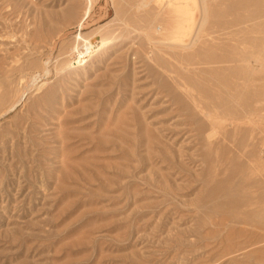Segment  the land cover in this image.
<instances>
[{
  "label": "rangeland",
  "instance_id": "obj_1",
  "mask_svg": "<svg viewBox=\"0 0 264 264\" xmlns=\"http://www.w3.org/2000/svg\"><path fill=\"white\" fill-rule=\"evenodd\" d=\"M232 1L173 50L150 0H0V264H264V109L202 105L204 45L264 65V0Z\"/></svg>",
  "mask_w": 264,
  "mask_h": 264
},
{
  "label": "bare ground",
  "instance_id": "obj_2",
  "mask_svg": "<svg viewBox=\"0 0 264 264\" xmlns=\"http://www.w3.org/2000/svg\"><path fill=\"white\" fill-rule=\"evenodd\" d=\"M150 1L151 2L153 1L155 4H158V8L161 6L159 4H163V6L165 5V9H168V12L171 14L170 18L168 19V24H169V27L171 28V31H170L171 35L167 38L168 41H166V42H160L159 41L160 43H166L167 45H169L172 48L174 46H178V47H180L179 48L180 50L181 49L186 50L187 48L194 47V45H196L197 42H199L200 37H201L200 32H202L203 27L206 26V25H204V24H206V17H205L206 0H189V1H186V3H184V4L179 3L178 0H150ZM247 7H249V0H235V1H232L231 4L227 5L226 10L229 11L230 13L234 14V16H235V14L237 16V14L239 13V11L241 9L247 8ZM161 10H162V8H161ZM160 11L158 10V12H160ZM240 18H241V15H240ZM239 20H240L239 18H236L233 23L235 24L237 22H240ZM64 35L65 34H62V36H64ZM232 36H233V34H232ZM227 40H230V39L227 38ZM262 42H263V40H261L260 38H254V39H250L249 43L256 47V46L261 45ZM224 43L222 46H220V49L222 50V52L216 53V51L214 52L210 48L209 45L208 46L204 45V47H205L204 51H200V49H199L200 52L197 53V58H199L200 60H203L202 65H206V66L208 65L207 67L204 68V69L207 68V70H205V72L208 71V73H211L214 76H216L215 78L218 80H221L222 84H224L225 88H226L225 92L224 91L223 92H221V91L217 92V90L213 91V92H217L216 94L209 92L208 89L206 88L207 90L204 91V93L208 95L207 100L208 99L209 100L207 102H204L202 105L204 106V108H207L206 105H209L210 103L213 105H216L217 107L222 106L225 108L226 107L232 108L233 105H234V107L241 106L242 109L246 112L245 113V115H246L247 113H249V111H250V113L252 112L251 107L253 108V106H250V104H251V100H254V98H255L256 103H259L258 110L262 111L264 109V85L252 84V78H251V76L253 75L252 70L249 72V70L243 69L244 72L242 71L243 73H241L240 70H242V68L237 66V64L240 63L241 65L244 64V65L249 67V65L252 63V59H253V58L250 59V57H255L253 61H254L255 65H258L257 67H259V68L255 69L256 72H257V69H259V71L260 70L264 71L262 50L261 49L259 50V48L256 47L258 50H255V49L251 50L252 52L247 51L248 55L245 53L243 55L241 54L240 56H238V53H239L238 50L239 49L237 50V52H238L237 53V52H235V49H231L232 47L227 46L228 45L227 43L224 45ZM92 46H93V44L90 41V42L84 43L83 47H81L79 49L74 48V50H76L78 53V60H77L78 64L77 65L84 64V62L86 61V60H84V58L89 54L90 50L92 49ZM164 47H166V46H164ZM170 47H169V49H170ZM255 47H253V48H255ZM166 49H167V47H166ZM175 49L176 48H173V50H175ZM176 53H178V52H176ZM180 53H181V51H180ZM254 54H257V55H254ZM176 57L178 58L179 56L176 55ZM194 57H196V56H194ZM220 64H221V66H220ZM44 71H46V73H47V69ZM224 71H226V72L229 71L231 74L236 75V77H237L238 73H241L240 75H238L239 77H237V78H239V79L242 78V80H244V82H242V85L240 84L241 86H239L237 83H235V81L230 82V80L226 79V77H225L226 72H224ZM257 74H259V73H257ZM261 74H262V72H261ZM261 74L258 76L254 75V77L257 76L255 78V81L261 80L263 78L262 77L263 75H261ZM263 74H264V72H263ZM214 82H213V84H214ZM221 82L219 81L220 84H221ZM216 83H215V85H216ZM220 84H219V88H220ZM214 86H213V88H214ZM223 86H222V88H224ZM203 90H204V88H203ZM216 98H217V100H216ZM238 103H239V105L235 106V104H238ZM234 107L232 108V109H234L233 112L236 111V109ZM252 110H254V108ZM235 113L239 114L237 112H235ZM250 113L246 116L244 114H242V115H244L245 118H250V115H251ZM241 117L242 116H240V115H236L235 117H232V118L236 120V119H241ZM262 117H264V116L262 115ZM234 187H236V185ZM234 187H232V188L234 189ZM221 190H223L224 194L229 192L227 190V188H225V187L224 188L222 187ZM236 191L239 192L238 190H236ZM236 191H232V193H234ZM229 193H231V192H229ZM229 193H228V195H229ZM232 193L230 195H232ZM235 194H238V193H235ZM235 194L233 195V197L235 196ZM224 196L227 197L226 195H224ZM221 206L227 208V213H229V212L231 213L233 210H235L234 204H232V203H230L228 205L223 203V204H221Z\"/></svg>",
  "mask_w": 264,
  "mask_h": 264
}]
</instances>
